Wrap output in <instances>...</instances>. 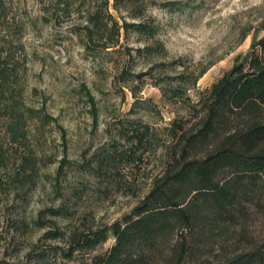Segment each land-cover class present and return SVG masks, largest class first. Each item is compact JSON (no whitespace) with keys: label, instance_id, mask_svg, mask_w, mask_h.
<instances>
[{"label":"rangeland","instance_id":"obj_1","mask_svg":"<svg viewBox=\"0 0 264 264\" xmlns=\"http://www.w3.org/2000/svg\"><path fill=\"white\" fill-rule=\"evenodd\" d=\"M91 13L107 27L90 41ZM263 36L264 0H0V53L27 130L22 144L0 132V264H91L108 250L109 234L64 256L74 237L144 198L167 161L170 124ZM23 156L35 162L28 180Z\"/></svg>","mask_w":264,"mask_h":264},{"label":"trees","instance_id":"obj_2","mask_svg":"<svg viewBox=\"0 0 264 264\" xmlns=\"http://www.w3.org/2000/svg\"><path fill=\"white\" fill-rule=\"evenodd\" d=\"M85 23L90 41L107 27L97 13ZM111 24L118 34L117 23ZM130 26L149 30L140 23L123 28ZM8 58L0 53V132L6 142L22 144L25 111L12 101L16 73ZM189 114L168 127L167 161L144 198L107 229L70 240L65 258L95 249L109 234L113 244L91 264H264V36ZM8 159L0 146L1 170ZM34 167L23 156L18 175Z\"/></svg>","mask_w":264,"mask_h":264}]
</instances>
